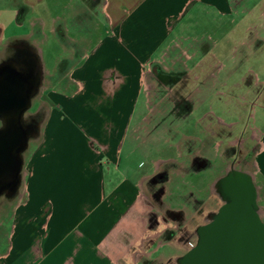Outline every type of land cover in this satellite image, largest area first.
<instances>
[{
    "label": "crops",
    "instance_id": "crops-1",
    "mask_svg": "<svg viewBox=\"0 0 264 264\" xmlns=\"http://www.w3.org/2000/svg\"><path fill=\"white\" fill-rule=\"evenodd\" d=\"M233 3L0 0V61L11 50L32 47L41 61L44 84L42 123L27 157L24 187L13 197L11 228L3 231L0 264H142L161 247L167 250L159 261L175 257V222L160 217L147 226L143 218L147 212H160L147 203L145 184L163 159L149 155V172L138 171L142 144L150 143L139 135L141 122L146 121L144 113L156 111L151 100L161 99L156 85L163 86L162 76L190 86L219 82L224 63L218 59L206 65L198 46L204 32L193 30L207 21L209 13L219 23L228 18L235 24ZM222 31L221 26L217 34ZM250 41H241L245 50L239 64L259 55L261 46ZM220 43L214 41L213 48ZM226 45L218 51L224 53ZM48 55L51 71L45 65ZM231 60L233 66L238 63L237 58ZM254 67L246 65L251 75L248 90L246 86L242 90L244 75L232 85L225 76L220 83L237 94L226 88L216 93L242 108L230 116L232 122L239 116L240 126L250 131L254 145L249 176L264 188V55ZM206 114L217 116L226 126L231 123L210 105ZM180 203L167 204L162 212L181 209L187 221L189 207L185 200Z\"/></svg>",
    "mask_w": 264,
    "mask_h": 264
},
{
    "label": "rangeland",
    "instance_id": "rangeland-1",
    "mask_svg": "<svg viewBox=\"0 0 264 264\" xmlns=\"http://www.w3.org/2000/svg\"><path fill=\"white\" fill-rule=\"evenodd\" d=\"M234 1V8L236 9V15L234 17L236 20L235 24L230 23V20L226 18L225 20H222L220 23L213 20L212 18L214 15L212 13H209L207 17V21L203 19L200 23V27L193 30V33H198L200 35L201 32H204L203 37L198 41V46H201L203 48L202 53H200L199 56L206 55V65L214 64L218 59L223 61L225 66V71L222 75V77L219 78V82L215 83L210 81H200L199 83H194L190 86V84L181 82L179 79L173 77V79H167L166 77L162 76L161 79L163 81L162 85H156L160 89L159 92H161V98L162 95L168 93L169 91H172L176 93L177 95L173 97V100L171 97L168 99L158 100L153 99L151 100V106L154 105L155 113L153 114H145L146 121L141 122L143 128L140 130L139 135L140 137H143L144 140L148 141L150 139V143L142 144V149L144 150V156H143V150L140 153V159H142V163L140 166V169L138 170L140 173L149 172V165H148V157L150 155L151 158L159 159V158H167V157H174L178 158V161L186 159L190 154H193L194 152L201 150V144L200 139L204 137L203 132H201V124L198 122V118L200 117V114H202V110H205L209 107L211 109H214L217 114H220V116H225L227 123H230L233 121V117H231V114H234L237 112L240 114V110L242 108L238 109L237 102L233 99L229 100L225 98L223 99L219 94H217V90H225L223 87V83H220L222 78L226 76V82L233 83L235 80L239 78V76L244 75L245 76V83L242 85V90L247 88L249 86L251 75L248 73V70L246 69V65L254 67L255 60L258 59L259 55H264V0H232ZM210 11V10H209ZM251 15V16H250ZM248 19V20H247ZM249 25L248 31L245 32V27ZM223 28V31L220 35L217 34V29L219 27ZM257 31L258 34V40H254L255 32ZM209 34L210 37H207L206 35ZM231 36V37H228ZM228 38H234L231 40H228ZM219 40L221 43L217 48H213L214 41ZM252 42L256 45V47H259V55L256 54V57L251 58L247 63H244V65L239 64V58L241 55V51H244V45H241V41H246V43ZM232 41V42H231ZM225 52L221 53L218 50L225 45ZM192 44V41H191ZM227 49V50H226ZM52 55H59L58 52H51ZM216 56L215 60H213V57ZM232 58H237V64L235 66L234 62H232ZM52 62V58H49L46 56L45 58V65L46 70H52L49 68V65ZM201 69V68H198ZM205 70V69H204ZM212 70V69H209ZM210 75V74H209ZM235 77H237L235 79ZM213 81V80H212ZM157 83V82H155ZM150 84V83H149ZM148 84V85H149ZM187 84V85H186ZM43 79L41 82V86L39 87L38 92L31 100V107L30 109L25 113V117H30L33 119V126H37L39 129L40 124L42 123V117H43V109L40 103V92L43 89ZM147 85V86H148ZM232 85V84H231ZM150 86V85H149ZM151 88V87H150ZM225 90L226 92H234V95L237 94L236 91L228 89V87ZM153 90V87L150 91ZM181 90V91H180ZM44 96V93L41 95ZM167 96H165L166 98ZM177 99L182 101L181 103L177 104ZM156 100V101H155ZM175 102V103H174ZM172 109L173 111L166 112L165 109ZM191 109L193 112H195V115L192 117L189 116L187 118L181 119L180 115L187 114V111ZM223 111L225 113H223ZM227 112V113H226ZM250 111L247 110V114ZM185 117V116H184ZM191 117V118H190ZM236 119V118H235ZM250 123V119H248ZM216 126V125H215ZM227 130V129H226ZM230 132H225V139L226 143L228 141H231L234 136H237L241 133L243 136L242 139H244V144L241 145V149L239 150L238 154V161H240L239 164H237V172L246 174V175H252L251 170V162L253 159L252 147L254 145V141L250 139V131L248 129H245L244 127H241L240 125H236L233 127ZM39 133V132H38ZM223 133V132H222ZM221 133V134H222ZM38 138V134H35L33 138L30 139L28 142L27 149L22 154V160L23 164L21 167V178L22 182L19 187V190H22L24 187V174H25V166L27 157L29 156V153L31 152V147L33 146V142ZM153 140V141H152ZM226 144H224L225 146ZM159 150V151H157ZM226 149V155L230 154V152ZM181 153V156L179 154ZM183 154V155H182ZM228 158V157H227ZM217 160H213L212 163ZM230 165V158L226 160V168L228 169V166ZM167 168L163 166V169ZM214 169H208L207 171L203 172L202 177L198 175H193L194 179H190L187 177L186 179H180V178H172L170 181L165 185V188L167 190V196L164 199L165 205L171 204L174 200L177 199L181 200V197L178 196V194L181 193H187V192H193L196 194L195 189H193V184L196 188H198L199 185L206 184V182H211V187L216 181L214 178L216 176V173L213 171ZM204 176V178H203ZM199 177H201L199 179ZM203 178V179H202ZM214 179V180H213ZM193 183V184H192ZM253 187L255 189V205L258 208V213H260L261 216H264V188H260V184L258 181H255L253 179ZM257 188H260L261 190H257ZM18 193V192H17ZM181 196V195H180ZM186 196V195H185ZM183 198V197H182ZM198 198L204 199V204L199 207H194L193 210H188V220L181 221L184 222L183 224H176V227L173 230L174 236L173 241H176L175 249L172 250V254L175 255L174 258H166L161 261H159V257L165 258L166 256L161 255V253L165 252L167 249L164 247H161L159 249L158 254L154 256L152 260L143 259L142 264H178L180 258L186 254L190 249H192L197 241V229L203 225H205L208 222V218H210L213 214H215L218 209L222 206V201L216 197V195L210 194L207 196V193H203L198 196ZM220 198L223 199V197L220 195ZM185 199H183L184 201ZM14 203V198H0V220L2 222V227H0V244L2 245V242L4 243V234L5 232H8V230L11 228V207ZM159 209V207H158ZM155 210V209H154ZM153 210V211H154ZM160 212L151 214L150 212H147L143 218L146 220L147 218L151 220L152 222H156V218L151 219V215L157 216V219L161 217V219H168L167 213H163V209H159ZM156 211V210H155ZM154 211V212H155ZM157 212V211H156ZM149 215V217H148ZM262 221L264 223V218H262ZM160 222V221H159ZM186 222V223H185ZM173 225V224H172ZM6 230L5 232H3ZM2 240V242H1ZM165 254V253H164ZM172 255L170 252L168 255Z\"/></svg>",
    "mask_w": 264,
    "mask_h": 264
},
{
    "label": "water",
    "instance_id": "water-1",
    "mask_svg": "<svg viewBox=\"0 0 264 264\" xmlns=\"http://www.w3.org/2000/svg\"><path fill=\"white\" fill-rule=\"evenodd\" d=\"M23 50L27 65H0V198L16 196L22 154L39 131L25 123L24 115L41 86L43 69L36 51ZM252 182L240 172L221 180L223 205L199 228L196 245L178 264H264V223Z\"/></svg>",
    "mask_w": 264,
    "mask_h": 264
},
{
    "label": "flooded vegetation",
    "instance_id": "flooded-vegetation-1",
    "mask_svg": "<svg viewBox=\"0 0 264 264\" xmlns=\"http://www.w3.org/2000/svg\"><path fill=\"white\" fill-rule=\"evenodd\" d=\"M30 48L32 49V47ZM25 56H26V53L24 52L23 49L11 50L7 58L0 61V65L11 64V63L15 65H19V66L27 65L26 64L27 60H23V58L25 59ZM172 95H174L173 97H175L177 94L172 91H169L168 93L162 95L163 97L160 100L168 99ZM165 96L167 97L165 98ZM173 97H171L172 100H173ZM181 102L182 101L177 99V104ZM206 110L207 109L202 110V114H200V117L198 118V122L201 124L200 126L201 132H203V135H204V137L201 138L199 141L201 144V147H200L201 150L194 152L193 154H190L186 159L181 160V161H178V158H174V157H169V158L167 157L168 159L167 158L163 159V162L160 164L157 172L150 179H148L145 184V190L147 193L146 201L150 205L157 207V208L159 207V209L164 210L166 205L162 198L166 197L165 194L167 195V190L165 188V185L170 181V179L180 178L183 180V179H186L187 177H189L190 179H194L193 175H198V174H200L199 176L202 177L203 172L207 171L208 169H214L213 171L216 173V176L214 178L216 181L214 182L212 187H211V182L209 181L206 182V184L199 185L198 188H196L195 185L192 183L193 184L192 187L193 189H195L196 194H194L192 191L187 192L185 198H184L183 193L178 194V196L181 197V200H178L176 197V199L172 200L173 201L172 206H180L181 205L180 202L183 199H185L189 207L188 209L193 210L194 207H199L204 204V199L198 198V196L200 197V195L203 193H207V196H208L210 192L216 195V197L224 203V199L220 198V195L222 192L221 191L222 186H220V182L221 180L225 179L227 176L229 177V176H232L233 174L238 173L237 164L240 163V161H238V154H239V150L241 149L240 143L242 139V135L240 133L239 135L234 136V138L231 141H228L226 143L225 132L227 131L231 134L232 132H230V130L236 125H240L241 119L239 116H235L234 117L236 118L235 122H231L229 126H226L225 124L218 121L217 116L207 115ZM170 111H173V110L171 109ZM193 115H195L194 112L191 109H189V111H187V114L180 115L181 116L180 118L184 119L189 116L192 117ZM31 117L32 116L25 117L26 119H24V121L27 125H34L33 123L34 121L32 119L33 117L32 118ZM220 120H223V119H220ZM1 128H2V123L0 121V129ZM224 144L226 145L224 146ZM226 149H228V151L230 152L228 156L226 155ZM179 154L181 156L180 152ZM227 157L230 158V165L228 166V169L226 168V160L228 159ZM213 160H217V161H215L213 164L212 163ZM163 166L167 168L163 169ZM9 168L13 169L12 166ZM201 177H199V179ZM257 190H261V189L257 188ZM174 203L176 204L174 205ZM184 214L185 213L181 209H177L176 212H172V213L170 212V214L167 213V216L170 217L171 220L175 222V224L181 225L184 223V222L181 223V221H184L183 220ZM258 214L262 220L264 216H261L260 213ZM154 218H156V223H157L158 222L157 216L151 215V219H154ZM149 219L147 218V226L148 224L151 225L150 223H152V221ZM207 219L209 221L208 217ZM199 228L197 229V231L199 230ZM177 229L178 228L176 227L175 230ZM166 236L167 235H165V237ZM197 237H198V234H197Z\"/></svg>",
    "mask_w": 264,
    "mask_h": 264
}]
</instances>
